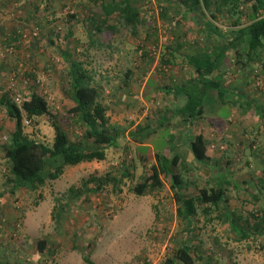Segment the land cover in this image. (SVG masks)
I'll return each instance as SVG.
<instances>
[{
    "label": "rangeland",
    "instance_id": "374dc122",
    "mask_svg": "<svg viewBox=\"0 0 264 264\" xmlns=\"http://www.w3.org/2000/svg\"><path fill=\"white\" fill-rule=\"evenodd\" d=\"M67 1L65 5L69 8L64 9L62 0H50V10H43L36 18L40 20L41 27L40 35L36 36L33 31L36 24L31 20L33 9L30 7L36 1L22 0L20 5L4 8L5 4L0 0V90L13 93V97L14 93L27 92L29 83H26V76L35 73L40 82L38 93L47 98L52 113L64 116V110L73 104L67 98L69 88L64 91L68 81L67 70L59 50L69 46L72 52L75 49L76 58L94 74L96 81H105L108 96L127 71L137 73L135 71L140 70L137 73L139 78L133 77L131 82V94L120 93L116 99L110 97L105 101L111 124L126 129L127 139L120 141L117 150L108 153L106 162L68 169L59 181L39 193L32 194L26 189L13 193L8 163L3 158L1 147L14 126L0 110V264H85L73 247H88L90 243L96 244L89 248L95 264H164L183 236L188 237L177 218L178 207L170 182L164 179V188L155 197L135 196L129 188L151 174L156 164V153L167 156L174 148L180 157L179 173L189 183L184 193L192 197L198 194L199 188L216 186L217 173L220 174L231 182L226 186L227 212L238 218L241 227L248 231L254 223L252 213L264 211V123L255 109L264 113V54L261 61L253 62L244 56L243 64L238 65L232 53L230 76L218 79L221 87L225 88V101H236L235 94L239 93L237 101H251L255 108L238 107L231 111L229 105H221L218 110L210 106L212 110L208 111L213 115H205L203 121H198L193 128L188 129L173 119L167 125L168 129L158 130L145 146H140L132 141L129 133L139 124L156 122L159 115L171 106V98L164 100L156 94L157 87L170 82L169 77L159 71V55L153 59L152 65L143 61L137 51L139 39L123 29H119L116 35L104 31L96 35L92 44L83 22L87 20L85 9L93 10L96 0H74L73 5L72 0ZM240 7L241 11L250 12V6ZM72 13H76L81 24L74 25L73 35L66 40L72 28L66 21ZM242 22L246 24L249 20L243 18ZM159 30L162 49L165 42L173 37L163 29ZM14 32L24 36L26 46L15 49L14 41L10 46L6 45V37L10 38ZM48 37L53 45L49 44ZM144 74L147 76L143 77ZM172 76L177 82L182 79L176 74ZM149 79L153 81L151 86L147 85ZM117 99L121 102H116ZM217 111L221 119L229 117L226 123L215 124ZM60 123L65 126V121ZM25 131L49 145L55 138V129L49 118L38 120V125L27 123ZM73 134L81 138L75 128H72L71 136ZM188 134L192 137L202 134L207 138L210 166L215 168V175H212L211 168L200 169L190 150L184 147ZM126 157L129 162L133 161L131 172L134 177L124 180L120 185L121 192L114 193L110 185L108 192L94 193L88 202L84 201V196L74 200L68 221L63 229L57 230L52 220L55 198L71 188H82L90 179L105 178L116 172L117 166L121 172V166L126 167L123 163ZM144 157L147 160L142 162ZM249 195L255 199L251 200ZM225 213L222 207H218L207 219L198 218V230L192 233L189 241L203 244L205 258L199 264H264V252L259 242L254 239L241 241L237 232L232 231L223 219ZM44 239L48 250L55 254L52 257L37 254V244Z\"/></svg>",
    "mask_w": 264,
    "mask_h": 264
},
{
    "label": "trees",
    "instance_id": "16d2710c",
    "mask_svg": "<svg viewBox=\"0 0 264 264\" xmlns=\"http://www.w3.org/2000/svg\"><path fill=\"white\" fill-rule=\"evenodd\" d=\"M35 1L30 4V7L34 14L31 20L36 24L33 31L37 33H35L37 36L40 35L41 27L40 20L36 18L43 10H50V0ZM62 1V7L69 8L68 5H65L68 1ZM170 1L166 0L162 6L158 3V8L155 7V9L152 0H96V9H85L87 20H84L83 23L92 44H94L96 35L103 34L104 31L116 35L119 29H123L132 37L139 39L140 44L137 51L143 61L146 60L152 65L153 59L156 58L152 54V49L156 48L159 52V71L169 77L170 82L162 87H157L156 94L162 96L164 100H170L172 97L174 108L173 110L167 108L159 115L156 122L139 124L129 133L132 141L140 146H145L148 140L157 135L158 130L163 127L168 129L167 125H170L173 119L191 129L196 121L203 119L207 114L211 115L208 110L218 99L223 106H230L233 103L232 100H224L225 91L221 88L222 84L220 81H216L213 76L230 51L235 56V64L238 65L243 64L244 56L249 62H253L261 61L264 54V0H179L178 2H181L182 5L177 3L173 6ZM2 2L5 4L4 8H7L13 4L20 5L22 0H2ZM240 6H250V12L241 11ZM181 7L185 9L181 11ZM15 10L16 8H14ZM177 12L179 26L189 15L196 24L203 22L209 27V34L215 37L214 43L205 39L201 43L196 40L192 46H188L189 50L196 51L195 55L186 57L183 55L187 53V45L183 43L186 32L182 29L177 31L164 29L173 39L165 42L161 49V31L157 26V19L167 26L170 21H175L176 17L174 16ZM243 18L249 20L245 25L242 22ZM230 20H234L231 24L233 28L227 31H224L223 27L214 25L216 22L225 25V21ZM66 23L72 27L65 37L67 40L73 35L71 30L74 25L81 24V20L76 13H72ZM205 34L207 33L199 32L200 36H205ZM9 37L8 39L6 37V45L10 46L14 41L16 42L15 49L23 45L26 46L21 33L14 32ZM48 38L50 39V37ZM69 41H67L68 46ZM49 44L53 45L52 39L49 40ZM73 50L72 52L70 46L59 50V55H61L67 70L68 81L64 91L66 92L69 88L66 94L73 104L64 110V116L52 113L47 98L38 93L40 82L35 73H29L26 76L29 91H22L19 95L14 93L15 98L12 96L13 93L0 90V110L14 126L7 142L1 147L3 158L8 163L9 177L13 184L11 192L13 193L20 189H26L32 194L39 193L52 183L59 181L68 169L82 164L106 162L108 153L117 150L120 141L127 139L126 129L111 124L108 117L109 107L105 101L110 97L116 99L120 93L131 94V82L136 74L131 70L127 71L119 85L108 96L104 86L105 81H96L94 74L85 68L83 62L78 61L76 51ZM185 66L193 70V77H182L181 81L177 82L172 76L173 71L185 68ZM170 72L173 74L170 75ZM146 76V74L143 75V77ZM136 78H139V75ZM152 84L153 81L149 79L147 85L151 86ZM214 93H217L218 97ZM116 102L120 103L121 100L117 99ZM239 102L250 110L255 108L254 104L247 100ZM255 109L261 122L263 120L264 123V113ZM43 118H49L53 123L55 138L52 145L34 139L25 131L27 123L38 125V120ZM220 118L222 117L220 116ZM227 118L229 117L227 116L225 119ZM62 120L65 121V126L60 123ZM72 128L79 130L81 138H76L75 134L71 136ZM186 144L189 146L194 162L199 163L200 169L201 167L208 168V170L211 168L212 175H215L217 172L210 166L211 158L204 135L190 137ZM176 152V148H174L167 156L156 153V164L153 165L151 174L129 188V191L135 196L151 195L155 197L164 188L163 180L166 179L170 182L171 192L178 207L177 218L183 224L188 237L183 236L180 244L164 264H199L204 260L202 242L200 245H196L189 241V238L192 237V233L198 230L196 226L198 218L207 219L214 208L218 207L224 209L226 213L223 219L229 224L232 231L237 232L241 241L254 239L259 242L260 249L264 252V211L258 210L252 213L254 223L249 226L248 231H245L239 224L238 218L232 217L227 212L229 199L226 186L231 182H227L218 173L216 186L199 188L196 196L188 197L184 191L188 188L189 183H186L182 174L179 173L180 157ZM145 160H147L146 157L141 158L142 162ZM123 163L126 167L122 165L121 172L117 166L115 169L113 168L116 172L109 173L105 178L90 179L83 184L82 188H71L60 197L55 198L52 220L56 229L64 228L74 200L84 196V201L88 202L94 193L108 192L110 185L113 186L114 193H120V185L124 183V180L134 177L131 172L133 161L129 162V158L126 157ZM116 173L119 175L117 176ZM249 198L255 199L252 195H249ZM255 202L259 203L258 200ZM47 244L46 239L39 241L37 254L49 257L55 255L54 252L48 250ZM94 245L96 244L90 243L88 247L75 248L74 246L73 250L82 256L85 264H95L91 260V252H89V248Z\"/></svg>",
    "mask_w": 264,
    "mask_h": 264
},
{
    "label": "crops",
    "instance_id": "0c3cea01",
    "mask_svg": "<svg viewBox=\"0 0 264 264\" xmlns=\"http://www.w3.org/2000/svg\"><path fill=\"white\" fill-rule=\"evenodd\" d=\"M179 0H171L170 1V3L172 2V6L173 5H176L177 3H179L180 5H182L181 4V2H178ZM166 2V0H152V4L154 5V8L156 7V8H158L157 7V5H158V3H159V5L160 6H162L164 3ZM175 3V4H174ZM178 4V5H179ZM155 8V9H156ZM182 9H185L184 7H181V11H182ZM184 12V11H183ZM177 15H178V12L177 13H175V16L174 17H176L175 18V21H170L169 23L170 24H168L167 26H164V23L160 20V19H157V26H158V28H160V29H167V30H173V31H177V30H180V29H182L183 31H186V34H185V37H184V39H183V43L184 44H186L187 46H186V51H187V53L186 54H183L184 56H191V55H195V53H196V51H194L193 49H190L189 50V47L188 46H192L195 42H196V40L197 41H199L200 43L203 41V39H205L206 41H209V42H211L212 44L214 43V36H211L210 34H209V30H208V26L206 25V24H204L203 22L201 23H198V24H196L194 21H192V19H191V16H187V19L186 20H184V21H182L181 23H180V26H179V24L177 23ZM157 18H158V14H157ZM171 19H172V17H171ZM171 19H169V20H171ZM234 22V20H230V21H227V24H225V25H223V23H215L214 25L215 26H217V27H220V28H222L224 31H227V30H229V29H232L233 27L231 26V24ZM195 23V24H194ZM220 24V25H219ZM245 25V24H244ZM244 25H243V27H244ZM199 32H205V33H207V34H205V36H200L199 35ZM204 37V38H203ZM196 39V40H195ZM222 41V40H221ZM232 53H231V51L226 55V59H224V61H223V64L222 65H220V67H219V70L218 71H216L215 72V74L213 75L214 76V78L215 79H217L216 81H218V79H220V78H226V77H228V76H230V71H231V69H232ZM234 58V57H233ZM236 60V59H235ZM235 60H234V62H235ZM233 66H234V64H233ZM135 72H137V73H139L140 72V70H137V71H135ZM174 72V74H176V75H178V76H180V77H186V78H192L193 77V74H192V72H193V70L192 69H190V68H187L186 66H185V68H178V69H176L175 71H173ZM137 73H135L136 74V77H137ZM222 88V87H221ZM222 89H224V91H225V88H222ZM217 97H218V95H217V93H214ZM225 94V93H224ZM236 95V101H235V99H228V101H233V103L230 105V107H231V111H234V109H236V108H238V107H241V108H243V106H242V104H240V102L239 101H237V98L239 97L238 95H240L239 93H238V95L237 94H235ZM171 99H172V101H170V104H171V106L169 105L168 106V109H171V110H173V108H174V104H173V98L171 97ZM218 99V98H217ZM240 99H242V98H240ZM250 103H252L251 101H249ZM253 104V103H252ZM213 106H214V109H216V110H218V107H220L221 106V102H220V100L218 99L216 102H214L213 103ZM244 109V108H243ZM211 110H212V108H211ZM216 114H214V116L216 115V119H218L217 121H216V123L215 124H224V123H226L227 122V119H221V118H219V111H217V112H215ZM241 114H242V112H241ZM207 115H209V114H207ZM206 115V116H207ZM211 115H213V113L211 112ZM206 116H204L203 117V119L206 117ZM203 119H201V120H199V121H203ZM197 122L198 121H196V124H197ZM211 124V123H210ZM215 124H211V125H215ZM210 125V126H211ZM190 137H192L190 134H188L187 135V139H186V142H188V140H189V138ZM205 137V136H204ZM205 139L207 140V138L205 137ZM184 147H186V148H188L189 149V146L186 144V146H184ZM155 156V155H154Z\"/></svg>",
    "mask_w": 264,
    "mask_h": 264
},
{
    "label": "built area",
    "instance_id": "2783aa9c",
    "mask_svg": "<svg viewBox=\"0 0 264 264\" xmlns=\"http://www.w3.org/2000/svg\"><path fill=\"white\" fill-rule=\"evenodd\" d=\"M152 54H153L154 57H157V55H159L158 50L156 48H153L152 49Z\"/></svg>",
    "mask_w": 264,
    "mask_h": 264
}]
</instances>
